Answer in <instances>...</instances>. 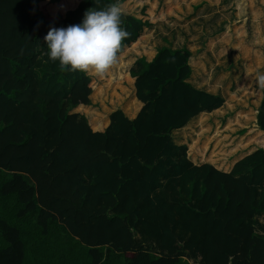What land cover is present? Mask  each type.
<instances>
[{"label": "trees", "instance_id": "obj_1", "mask_svg": "<svg viewBox=\"0 0 264 264\" xmlns=\"http://www.w3.org/2000/svg\"><path fill=\"white\" fill-rule=\"evenodd\" d=\"M144 1L155 21L157 0ZM113 2L0 0V264H264V150L223 172L173 142L225 103L187 82L188 49L162 47L130 68L156 43L148 21L124 14L130 35L106 73L49 59L51 27ZM261 49L251 44L244 58L264 60ZM201 60L192 78L204 87ZM104 109L106 127L94 118Z\"/></svg>", "mask_w": 264, "mask_h": 264}, {"label": "crops", "instance_id": "obj_2", "mask_svg": "<svg viewBox=\"0 0 264 264\" xmlns=\"http://www.w3.org/2000/svg\"><path fill=\"white\" fill-rule=\"evenodd\" d=\"M142 1V4L137 9L129 10L122 8L123 13L146 20L151 24V26L149 28H145L144 31H153V41L156 43V47L151 58H148L146 53L142 54L135 58L130 68L138 58L144 57L148 62H150L155 57L157 49L159 48L169 47L174 50L186 48L192 54L189 59V66L192 69V73L187 82L195 89L220 96L225 101L224 105L220 109L211 113H202L191 120L184 128L174 131L172 133L173 142L177 146L186 145L188 148L189 144H191V142L188 141H190L193 134L196 133L194 130H196L199 120L206 117L214 118L216 120H218V118L225 119L224 126H226L227 123L230 120H233L236 115H241L246 113L248 110H252L255 112L256 121L257 110L263 96L261 90H259L260 86L257 82V75L260 73V70L256 67V65H253L251 68L247 67L246 65L248 64V61L244 58V50L251 46L254 41V34L252 32L249 35L245 31V36H242V38L236 34L240 32L238 28L242 27V23L245 28L247 23L249 24L250 19L252 18V12L254 10L251 9L250 1H245V4L243 5L241 0H199L198 2L192 3H190V0H171L170 12L167 13V7L164 5V0L162 10L160 9L162 0H157L158 5L155 10L156 15L157 13L162 12V15L160 16L165 17L166 22L168 21L169 28L172 32L171 36H175V39L177 40L175 44H171L169 40L164 41V37L158 38L155 36V30L163 28L165 22L159 20L158 16L155 21H152L147 14L149 6L144 0ZM125 2L123 4H125ZM138 2L141 3L140 0H138ZM123 4H121V7H123ZM241 12H244L243 17L247 20L243 19V21L240 22V15L238 14ZM229 13H232V15L229 16ZM262 13L264 14L263 11ZM202 20L204 22L203 25H205L206 28L205 40L207 42L205 41L204 43L206 48L202 52L197 53V49L193 52L190 46L195 44L196 41L194 40L201 37L200 34L202 35L203 32L202 30H197L196 34L192 37L193 42L189 41V36L191 29H198V26L196 25L200 24ZM227 27L228 30L226 31ZM260 27L261 31L264 32V22H262ZM220 38L228 43L229 52H227L226 48L223 47L224 42L221 43L222 45L216 42L211 45V41H217ZM131 46L132 45L129 47ZM222 48H224V50L220 51ZM197 56H202L201 75L202 81L205 82L204 87L196 84L192 78L194 74L192 60ZM262 73H264V70H262ZM256 96H258V99L256 100L257 104H253V99ZM142 106L143 104L141 103V107ZM238 108H240L239 111H237ZM135 117L128 118L134 119ZM241 123V125L233 127V130H224V134L228 135L231 140L236 141L237 138L233 139L234 132L247 129V126L243 122ZM255 125L257 126L256 122ZM257 129L260 130L258 126ZM246 132L247 131H245L244 135ZM258 149L264 150V147L253 144L248 148V150H244L248 152L247 154L237 157L230 164L225 161L222 164L217 165V162L214 163L211 160L206 159L201 160L200 158L190 159V161H192L195 165L210 164L220 171L230 172L236 162L243 159L247 155L254 153Z\"/></svg>", "mask_w": 264, "mask_h": 264}, {"label": "rangeland", "instance_id": "obj_3", "mask_svg": "<svg viewBox=\"0 0 264 264\" xmlns=\"http://www.w3.org/2000/svg\"><path fill=\"white\" fill-rule=\"evenodd\" d=\"M242 4H245L246 2L250 1L251 9L254 11L252 12V18L250 19L249 24L247 23L246 27L238 28L240 32L236 33L240 38L242 36H245V31L250 35L252 32L254 34V41L252 42L253 45H262L264 43V32L261 31L260 25L262 22H264V0H241ZM160 9H163V0L161 1ZM159 10V11H161ZM168 13V12H167ZM243 13L241 12L239 20L240 22L244 20H247L243 17ZM162 12L157 13V16L159 17V20H162L165 22V25L163 28H158L155 30V36L158 38L164 37V41L169 40L171 44H175L177 40L175 39V36H171L172 32L169 28L168 21H165V17H161ZM229 16L232 15V13L228 14ZM203 20L200 24H197L198 29L192 28L190 32V42H193V35L196 34V31L202 30L203 34L196 38L194 41L197 45V53L202 52L206 45L205 43V36H206V28L205 25H203ZM242 29V30H241ZM228 30V27L226 28V31ZM223 31V30H222ZM243 31V32H242ZM179 39V38H178ZM168 42V41H167ZM207 42V41H206ZM134 42L131 44L132 46L129 48H132L135 46ZM224 47V46H223ZM149 49V48H148ZM148 49L142 48V52L148 53ZM224 48L220 49V51H223ZM248 64L247 67H252L253 65H256V67L259 68L260 73H262V70H264V60L261 58H252L247 59ZM259 73V74H260ZM258 99V96H256L253 100V104H257L256 100ZM92 104V103H91ZM251 106V105H250ZM98 107V105L96 106ZM240 108H238L237 111H239ZM107 110H103L101 113L94 115V118L96 119L97 124L101 125L103 127L108 126L109 120L106 118ZM233 116V114H232ZM243 122L247 129H242L234 132L233 139L237 138V140H231L230 137L225 133L224 130H233V127L241 125ZM255 112L252 110H248L246 113H243L241 115H236L233 120H230L226 126L225 125V119H219L216 120L214 118H204L200 119L197 125L196 130H194L196 133L193 134L191 137V140L188 142H191L188 146V158L189 159H206L211 160L212 162H217L216 164H222L223 162L227 161L230 164L232 161H234L237 157H240L244 154H247V151L249 147H251L253 144L255 145H261L264 147V135L258 131L256 125H255ZM235 131V130H234ZM246 134L244 135V133ZM239 137V138H238ZM241 151V152H240ZM244 151V152H242ZM228 156V157H227ZM260 222L263 224V220L260 219ZM192 264V263H191Z\"/></svg>", "mask_w": 264, "mask_h": 264}, {"label": "clouds", "instance_id": "obj_4", "mask_svg": "<svg viewBox=\"0 0 264 264\" xmlns=\"http://www.w3.org/2000/svg\"><path fill=\"white\" fill-rule=\"evenodd\" d=\"M123 15L119 0H114L102 8L87 9L78 24L51 27L44 37L49 59L73 72L106 73L118 62L122 43L130 35ZM257 82L264 87V73L257 75Z\"/></svg>", "mask_w": 264, "mask_h": 264}]
</instances>
